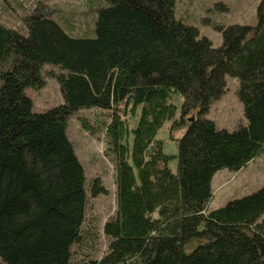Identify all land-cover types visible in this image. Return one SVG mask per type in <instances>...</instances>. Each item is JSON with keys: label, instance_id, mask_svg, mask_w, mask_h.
<instances>
[{"label": "trees", "instance_id": "16d2710c", "mask_svg": "<svg viewBox=\"0 0 264 264\" xmlns=\"http://www.w3.org/2000/svg\"><path fill=\"white\" fill-rule=\"evenodd\" d=\"M174 0H106L93 34L74 35L45 9L24 14L26 30L0 20V259L3 264H264V181L256 190L208 209L212 178L238 170L264 149V0L254 24L218 25L214 46L175 17ZM54 73L62 101L33 110L26 87ZM53 74V71H50ZM238 78L245 123L218 127L207 116ZM182 96L181 112L170 92ZM140 105L131 161L118 142L120 103ZM109 109L118 145L115 216L100 259L74 262L87 202L84 167L69 139V115ZM195 111L193 118L187 116ZM186 127L177 151H163L164 121ZM176 159L175 168L169 161ZM94 193L103 187L95 178Z\"/></svg>", "mask_w": 264, "mask_h": 264}, {"label": "rangeland", "instance_id": "374dc122", "mask_svg": "<svg viewBox=\"0 0 264 264\" xmlns=\"http://www.w3.org/2000/svg\"><path fill=\"white\" fill-rule=\"evenodd\" d=\"M260 0H174L173 10L177 18L194 25L200 35L208 36L214 46L222 42L218 25L234 22L254 24L256 7ZM106 0H0V20L18 30H26L24 14L35 7L45 9L51 16L74 35H92L94 21L99 6ZM45 84L39 88L26 87V93L33 99V110L42 111L62 101L59 84L54 73L57 65H44ZM53 71V74L50 72ZM238 78L225 74V87L222 94L214 98L205 116L213 119L218 127L233 129L245 123L243 106L238 94ZM169 101L176 106L175 119L181 112L182 96L170 92ZM118 124L123 131L118 139L124 147L125 157L131 161L133 143L132 128L140 116V105L131 110V100L122 101ZM195 111L187 117L193 118ZM172 120H166L156 133L162 142L163 151L176 153L177 138L186 127L171 128ZM113 122L112 112L96 106L81 107L68 117L66 132L84 167L86 176L87 202L80 238L71 245L72 261L100 259L108 248L110 240L106 224L116 213V163L120 157L118 145L107 126ZM175 168L176 159L169 161ZM98 178L102 192L91 190L92 182ZM264 181V149L257 152L238 170L220 168L212 180V197L207 208L224 204L229 198L241 196L256 190ZM0 264H3L0 259Z\"/></svg>", "mask_w": 264, "mask_h": 264}, {"label": "crops", "instance_id": "0c3cea01", "mask_svg": "<svg viewBox=\"0 0 264 264\" xmlns=\"http://www.w3.org/2000/svg\"><path fill=\"white\" fill-rule=\"evenodd\" d=\"M216 172H217V171H216ZM216 172H215V174H216ZM215 174H214V175H215ZM214 175H213V177H214ZM212 180H213V178H212ZM211 182H212V181H211Z\"/></svg>", "mask_w": 264, "mask_h": 264}]
</instances>
